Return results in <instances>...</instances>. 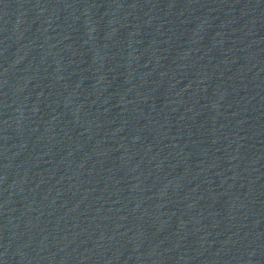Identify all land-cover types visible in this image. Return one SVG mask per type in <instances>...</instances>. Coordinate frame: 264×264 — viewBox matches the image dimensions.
Masks as SVG:
<instances>
[{
	"label": "water",
	"instance_id": "1",
	"mask_svg": "<svg viewBox=\"0 0 264 264\" xmlns=\"http://www.w3.org/2000/svg\"><path fill=\"white\" fill-rule=\"evenodd\" d=\"M0 264H264V0H0Z\"/></svg>",
	"mask_w": 264,
	"mask_h": 264
}]
</instances>
